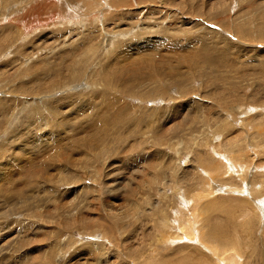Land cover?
<instances>
[{"label":"rangeland","instance_id":"rangeland-1","mask_svg":"<svg viewBox=\"0 0 264 264\" xmlns=\"http://www.w3.org/2000/svg\"><path fill=\"white\" fill-rule=\"evenodd\" d=\"M90 1H92V3H90ZM93 1L94 0H0V96H4L3 99L4 98H7L8 100L10 99L9 105L14 107L13 110L10 109L8 111L10 113H12V111H13L14 113L10 114L7 112V115L10 114L9 118L8 117L3 118V115H2L1 116L2 120H0V123L3 120L7 121V118L11 119L12 118L11 116H13L14 114L17 115L16 112L19 115L20 112H19V108H18V106H19L18 102H21V99H17L18 97H20V98L24 97L23 99H28L30 97H39V96H44V95L45 96L50 95L46 98V99H48L49 97L55 98L56 96L60 97V95H62L61 90L57 89V87L61 85V82H62V84L70 83L67 81V77H69L68 76L69 75V73H68L69 66H71V64H72V62L69 60H65L63 62H60V59H63L61 57V52L64 51V49L66 50V49H72V48L77 47L76 45H78L79 41L81 42L84 39V37L87 38V36L89 39H91V37L93 38V35H94L95 40L99 41V38H101V35L103 36V33L109 34V32H111V33L112 32H118V30H120L122 28H125V27L131 28V27H135L138 25H141V27L139 28V30H137L138 33L137 32L135 33V35L136 34L137 35L133 36V37H135L134 39L132 36L127 37V38L123 37L120 40L115 41L114 44H112L110 46V48L108 49L109 52L108 51L102 52L103 54H99L100 56L99 55L96 56V57H99L101 60H100V62L97 63L98 65L96 66L95 70H97V71L106 70V69H104V67L106 65H108V63H109V65H111V68H113V70H114V68H115V70H119L123 66H125L128 69H132V67L136 68V66H138V68H140L143 65V67H145L143 70V73L145 70H147V71H145L144 75L147 74L148 72H151V73L155 72V71L157 72L158 70H160L162 72L163 75L161 78L160 77L159 78L163 79V81L158 83V87H160L159 85L162 86V83L164 81H166V78L167 79L173 78L172 77L173 75L175 76V78L177 77L176 76L177 74L174 72L175 69H173V68H175L176 65H177L176 69L181 71V68H182L183 73L185 71L186 72L189 71V73H190L189 76H190L191 81H189V83H190L189 88L190 89L188 91H190V93H188V95H185V100H186V98L191 99L192 96H194L192 98L193 100L191 99L192 100L191 103H193V101L200 100L202 96H203L202 97L203 99L200 101H205L204 100L205 97L207 98V101H208L207 102V105H208L207 108H208V111H210L212 113V114L210 112H208V114L206 113V116H208L210 119L206 118V120L204 122V129L208 135L210 134L208 131L209 129H216L217 128V125H215L217 123L216 118H218V116H220L223 113V112L218 111V110L222 109L223 107H220L218 105L216 106V104H213L215 107L210 106L211 101H213L216 98V96L218 95V93L216 94V93H213L212 91H235V89H236V91H238V90L239 91L240 90L245 91V92H242L243 93L242 98L244 99V100H242V102L244 101L243 104L246 103L245 106L243 105V107H245V109H247L248 112H250L249 111L250 109L254 108L256 110L255 111L253 109L255 112L261 111L264 113V109H262L264 107V103H262V102H264V92H263L264 91V65H263L264 64V39L261 38V34H260L262 31L260 29H262L264 27V18H263L264 17V0H127V1L125 0L126 3L124 2V0H109V1L108 0H104V1L103 0H95L96 2L95 1L93 2ZM136 4H138V5H136ZM112 6H113V8H112ZM241 14H242V16H241ZM245 22H246V24H245ZM128 23H130V24L128 25ZM84 25H86V26H84ZM102 25H104V27ZM199 25H200V27H199ZM238 25H239V27H238ZM101 26L103 27V31L99 30V32H98L97 27H101ZM170 26H171V28H170ZM201 27H203V28H201ZM141 29H143V30H141ZM91 30L96 31L97 33L96 32H93L95 34L89 33V31L91 32ZM180 30H182V32L183 31L184 32L180 33L181 32ZM164 31H166V32H164ZM193 31H194V33L199 34V35H200V33H203V32L212 33V34H207L206 40L213 42V43H216L218 45L221 44L220 46H222L223 48H226L228 44L230 46L236 47L234 49V51H235L234 53H236V54L233 53L234 56L232 53L229 55V59L232 60V64H231L232 69H231L230 73L227 75L231 76L230 77L231 81L230 80L228 81L225 78V75H226L225 73L219 72V73H222L218 77V79L220 81L219 84H223V86L226 88L228 87L227 89L222 88L220 86L215 87L214 83H212L213 82V78H212L213 74L210 73L212 71V69L209 66L204 65V64L200 65L198 62H197L198 64L195 65V63L193 61H190V59H187V58H190L193 54V53L188 52V50H193V47L195 48V46H198L197 41H195V43H196L195 45L192 42L191 48L189 47L190 49L189 48L186 49V46L188 44L190 45V43H188V40H187V39H189V33L191 32L192 34H194ZM88 33L91 35H88ZM99 33H101V34H99ZM165 33H166V35H165ZM167 35L169 36L168 38H170L171 40L169 39V41H167V39H168ZM219 35H220V37H218ZM214 36H216V37H214ZM80 37H82V38H80ZM132 39H133V41L131 42ZM173 39L175 40V43H176V41H178V42L180 41L181 44H179V43L175 44ZM182 39H183V41H182ZM246 39H248V40H246ZM93 40H94V38H93ZM120 41H122V42L119 43ZM124 42H125V44H124ZM132 43H134V44H132ZM121 44H124L127 47H122V48L119 47ZM184 44H186V45H184ZM243 44H245V45H243ZM128 45H129V47H128ZM130 45H131V47H130ZM73 46H75V47H73ZM243 49H244V51H243ZM183 50L185 51V53ZM241 51H243V53ZM110 52L111 53L113 52L112 53L113 55ZM178 53H180V54H178ZM183 54L185 56H188V54L190 55V57L184 56L187 59V62L181 61L182 60L181 55H183ZM110 55H112V56L109 59ZM235 55H237V56H235ZM178 56H180V57H178ZM167 57H168V60H166ZM170 57L171 58L173 57V58L171 59ZM99 58H97L96 60L98 61ZM164 58H166V59H164ZM161 60H163V61H161ZM178 60H180L182 63ZM243 60L245 63H243ZM135 61H137V62H135ZM237 61H240V63L239 62L236 63ZM154 62L156 64H154ZM174 62H175V64H174ZM233 62H235V63H233ZM26 63H28V64H26ZM133 63L135 64V66ZM177 63L179 64V66ZM165 65H167V67ZM150 67L152 69H149ZM52 68L56 69V82H60V83L56 84L57 90H55V88L51 84H49L52 81L51 76L53 75V72H54L53 71L54 69H52ZM92 70L89 71L88 74L90 72H92ZM37 72L40 73L41 75H46L47 77H49V80H46L47 78H44V80H41L37 83L38 85H40L39 88L35 87V82L33 81L34 80V73H37ZM85 72H86V70H85ZM186 72L184 74H186ZM118 73L120 74L121 72L119 71ZM216 73H218V72H216ZM84 75H85V73L82 74V77L80 78L79 81H76L75 83H73V85L76 84V86H79V84H80L81 86H79V88L76 87V88H74V90H72V91H79V92L82 91L83 93H85L82 96V99L88 98L90 96L89 91L92 90V81L91 80L88 82L84 81V77H85ZM93 75L94 76L96 75V71L93 73ZM243 75H244V78H242ZM127 76H128V74L126 72V74L123 75V78L124 77L127 78ZM241 78L243 80H241ZM119 83H123V82L120 81ZM134 83H135V81H134ZM246 84L247 85L249 84V85L247 86ZM21 85H23V86L20 89ZM87 85H89L90 87L89 88L86 87ZM229 85H231V86H229ZM81 87H82V89H81ZM151 87H154V85H151ZM198 87H199V90H198ZM235 87H237V88H235ZM18 88L20 89V91H15ZM77 88H78V90H77ZM242 88H244V89H242ZM151 89H152V91H151ZM176 89L173 88V90H171L172 93L170 94V96L167 94L157 95L156 93H158V92L155 91L156 87H154V88H148V91H150L149 92L150 97L145 95L146 96L145 99H140V98L134 99L131 97H124L123 98L124 102L129 103L130 105H134L138 108L139 107L145 108L146 109L145 112L147 114L146 118L150 119L152 123L148 120L147 121L148 125L147 124H146V126L143 125L145 128L142 126L140 130L135 129V133H133V130H128V129H125V130L122 129V131L120 130V132H118V133L122 134V135H119L123 140L122 144L115 143V142L112 143L110 138L108 140H104L105 142H103V143L101 142L100 143L101 147L105 145V147L108 150H110V151L112 150V152L110 154L108 153V155H106V157H108L110 155H113V158L116 156L119 157V155L127 156L131 152L132 143H134L136 141V139L144 138V137H142V134H144L145 132H148L149 130L152 132H154V131L156 132L157 130H158L157 132H159L162 130L163 134H165V137H166L167 129H168V126L170 125V123H169L170 119H171L170 117L172 116V114L175 113V119L173 120V122L174 123L177 122V124H178L181 121L180 119L182 117V114L185 112V109H180L177 107L179 102L176 105V101L180 100V99L177 100L180 96L179 92L174 93V91H176ZM11 91H13V92H11ZM24 91L25 92L27 91V92L25 93ZM168 91H170V90H168ZM244 93L247 95H245ZM72 95L73 94H71V96ZM76 95L79 96L80 94L75 93V95H73V96L77 97ZM5 96H7V97H5ZM128 98H130V99H128ZM36 99H38V98H36ZM98 99H94V101L97 102ZM125 99H126V101H125ZM261 100H262V102H261ZM100 101L101 100H99L97 102V104H98L97 109H99V111H104L105 103H103V101H101V104H100L99 103ZM246 101H248V102H246ZM75 102L77 103V105H75L76 104ZM75 102L71 103L68 106L67 104L69 102L67 101L65 104V109L62 107V108H60L62 111L59 109L60 111L57 110L58 111L57 114L51 115L53 117V118L51 117L53 120H56L57 118L60 119L61 121L64 119H67V120H64V122L66 123L67 129L66 128L63 129V127H65L62 124L63 121L61 123L62 125L61 124L59 125L60 126L59 129H57V127H54L52 124H48V126H47L46 123H43L42 124L43 126H42L41 123H39V119L37 118V116H33V118L36 120H34L31 116H29V119H26L28 117L22 116V118H24V120H25L24 121L25 123L23 125H18L19 121L21 122L22 119H19V121H18V118H17V123L14 127L15 128H17L18 126H19V128H20V126L25 127V131L23 130L24 131L23 133H25V135H27L26 129L30 125L29 122H31V118H32V122L36 121L35 123L33 122L34 124L31 122V125L32 124L33 125L30 127L31 133L28 135V137L30 136V138L27 140L28 137L24 136V139L26 140V142L29 141V143H27L28 147H29V144H30V146L32 145V147H31L32 149L36 150L38 147L39 153L33 152L34 150L32 151V149L30 148L29 150H31L32 152L29 151L27 153H24V155L19 154V156L23 157V159H20L21 161L19 163V166H17L18 168H16V165L12 166V164H10V163L8 164L6 162L9 154L11 155L13 153V150H14V148H11L13 142H11V144H10V142H8L5 145H6V148H9V146H8V144H9L10 145L9 149L11 151L5 152L6 154H4L0 158V165L2 163L4 164V166L2 167L3 169L0 170V246H2L3 244H5L4 247L6 246L5 248L3 247L2 251L0 249V262H1L0 264H31V263L34 264L35 262H36L35 264H42L43 262L40 260H44V258L43 257H37L36 258V256L39 254V249H41L42 253L46 254L44 250L51 249L52 245H54V243H55L56 248H53V249L58 250V248L60 247V246H58V244L60 243L63 245V243H61V242H63L62 238H60L61 235L63 237L71 235L70 237L74 238L75 240H77V239L79 241L82 240V241H80V243H78V245H79L78 247H84V245H87V246L89 245L91 247V249H93L92 247H94V249L92 250L93 252L98 250L97 248L99 247V245L101 246L103 243L102 246L105 245V246H109V248L111 247L110 251H109L110 253H112V252H113L112 254H116V252L118 253L119 249L118 250L116 249V245L113 244V242H112L113 240L109 241V237L104 235V233H103L104 231L102 230V227L98 226L100 223H98L97 226H94L95 222H98V220H99L97 216L98 215L101 216L100 214H97V212H99V211L102 212L105 209L103 211V213L106 211H107L106 213H108V211H109L108 209H110L112 204H113L112 202L116 203L117 205L119 203L120 204H123V203L127 204L128 203L127 205L125 204L126 208L127 207L129 208V209L127 208V211L129 213L131 211L132 213H130V215H129V213H127V211H126L125 212L126 219H124V220H126L125 222L128 224V230L130 232L133 231V233L129 232L130 236L131 235L132 236L137 235L135 240L129 241L132 244L122 243L123 246L124 245L127 246L126 248L123 249V247L121 245L119 246L121 252L123 250L126 251L127 249H129V247L131 245H132L131 247L135 246L136 244L138 245V243H140L139 241H141L140 239L144 236H145V240L149 239L146 242L149 243V242L153 241L154 238L151 239L150 235L148 236V233H147V232L152 230L151 227L153 225L157 224L156 222H153V224L151 223L150 225L148 224V222L150 223L153 221L152 220L153 217L148 215L149 210L151 211V209H152V207H151L152 206V204H151L152 197L149 196V194H147L146 197L148 199L149 198L150 199L147 200V198L144 197V199H142V200H145V202H143L142 200L140 201V199L142 198L141 197L142 193H140V192L137 193L138 195L136 194V196H138V197L135 196L137 201L134 200L135 197L132 200H133V202L136 201L135 203H137V204L139 202L141 207L145 210L141 209V207H139L140 205L138 204L137 208L138 207L139 208L138 209L135 208L136 210L134 209L135 210V212H134L133 211L134 207L132 208V206L130 205V202H129V200L130 201H132V200L128 199V202H127L125 196L130 195V193H131L129 191L130 188L135 190V187H133V186H135V180H136L135 178H137V177L141 178L140 176H142L144 173V176L147 179L149 177V175H147V174H150V170L152 172L155 167L157 168V167L161 166L162 164H167L169 157H176V156L178 157L179 153H181L179 151L180 148H182V150H184L186 153L188 151H190L188 153L191 155V156L186 155L185 153L182 152L181 153L182 156L180 157L181 158V165L189 164V162H191L190 158L196 156V152H197L196 150L197 149L190 148L188 150H185V149H183V146H182L184 143L180 144L181 141L179 139H177L179 141L176 142L177 140H175V138L172 139V142H171V140L168 142L169 145L166 143H164V144L160 143V145H159L160 147H158V148H155L157 146H155L153 148L152 145H147L150 149H153L152 151H154L155 149L163 148L162 149L163 152L164 153L166 152L165 154H167L166 156H163V159H165V162L162 159V157H160V158L156 157V156L154 157V152H152V151H150L151 152L150 154L152 155L151 157L149 156L150 160L148 157L144 158V156H141L140 154H138V153H140V152H138L139 151L138 150L137 151L138 153L136 152V154H137V156L135 157L136 159L133 160L134 163L131 162L133 165H130V168H129V166L126 167V168H129V170L127 169L126 172L131 171L130 169H132L133 171L127 173V175L125 174L126 176L121 175L122 177L120 175H116V178H118L119 180H122V181L127 180V183H129L131 181V179L133 178L131 181V183L133 185L130 184L132 186H129L130 188L128 187L129 192L126 191L127 189H125V187H124V189H125V190H123L124 195L120 194L119 196L116 197L117 199L115 197L112 198L111 197L112 193L109 190L108 186H106L107 183L105 181L106 180L105 171L100 173L101 168H102L101 165L103 163L104 157L103 156L98 157V155H96L98 158L95 157L96 158V164L98 166H101V168L98 171L95 168H93L92 166H90L91 163H89V165H88L87 160H85V158L82 159V155H81V153L85 152V150H87V147H88L87 146L88 144L85 143V139H86V137H88L87 135L90 134V128L91 127H89V129H88V127L86 128L85 126L87 125L86 120L92 116V112L90 110V108L92 109V107L91 106H84V107L78 108L77 106L80 105L82 102H79V101H75ZM182 102H184V101H182ZM250 102H251V104H250ZM256 102H258V103H256ZM143 103H145V104H143ZM262 104H263V107H262ZM172 105H174V106H172ZM254 105H256V106H254ZM99 106H101V107H99ZM144 106H146V107H144ZM147 106H149V107H147ZM165 107H166V110H171V108L173 109V108L177 107V111L172 112L170 114L163 115L164 111H166ZM155 108L158 109V111L157 110L155 111ZM100 109H102V110H100ZM194 109L196 110L197 108L195 107ZM1 110H2V107L0 108V111ZM63 110L65 112V115L60 114L61 112H63ZM154 111L156 113L155 115H153ZM93 116H94V114H93ZM167 116H168L169 120L166 119ZM221 116H223V115H221ZM237 118H238V120H236L235 122L232 118L230 119V120H233V123L235 125H237L236 130H238V128H240L239 123H241V120L243 122L242 116L237 117ZM258 118L259 117H257L256 121H255L254 119H252V116L250 118L247 117L248 120H252L254 123L258 122V121L260 122L263 119V118H261V119H258ZM239 119H241V120H239ZM26 120H28V121H26ZM67 121H68V123H67ZM160 121L162 123H160ZM167 121H169V122H167ZM9 122H10V120L7 121V124H5V125L3 124L5 122H2V124H1L2 131H1V126H0V139L7 138L8 137V136L6 137L7 133H8V135H10L9 131H6L8 128H10V127H8ZM149 123H151V124H149ZM182 123L184 124V122H182ZM79 124L81 126L84 125V127L81 128V126ZM155 125H156V127H155ZM162 125L165 128V131L162 128ZM5 126L8 128H6ZM3 127H5L6 130H4L5 128H3ZM76 127H78V131L76 130L77 129ZM147 127H149V128H147ZM159 128H160V130H159ZM11 129H12V127H11ZM32 129H34V130H32ZM146 129H148V130H146ZM8 130H10V129H8ZM64 130H66L67 132H65ZM123 130H124V132H123ZM252 130H253V128H252ZM85 131H88V132H85ZM143 131H145V132H143ZM72 132H74V133H72ZM237 132L238 131H236V134H237ZM10 133H12V132L10 131ZM23 133H22V135H23ZM37 133H38V135H37ZM56 134H59V135H56ZM34 135L37 136L39 139H40V136H44V137H41L42 140H45L44 138L46 137V140L44 141V143L45 142L46 143L43 144V142L41 140L38 141V138H34ZM168 136H170V135H168ZM230 136L234 137L232 134L228 135L229 138H230ZM135 137H136V139H135ZM165 137H164V139L166 141L167 138H165ZM63 138L66 139L67 141H69L70 143L67 142L66 140H64ZM213 138H215L216 141H218L219 137L214 136ZM36 139H37V141H36ZM144 139L146 141V140H150L152 138L147 136ZM16 140H14V142H16ZM22 141H23V138H22ZM48 141H49V144H48ZM127 141H128V143H127ZM54 143H56V144H54ZM40 144H42V145H40ZM178 144H179V146H178ZM0 145H1V142H0ZM34 145H35V148L33 147ZM100 145L97 144L95 146L99 147ZM107 145H108V147H107ZM257 146H258V148H262V147H259V145H257ZM43 148H44V151L42 150ZM80 148H84V149H80ZM88 148H91V147H88ZM247 148H249L248 150H250V155L254 156V157H252L255 159V161L253 159V164H252L254 167H255L256 163H258V161L259 162L261 161L260 163H262V161H264L263 160L264 155L262 156V154H264L263 153L264 148H262L263 150L262 149L259 150L258 148L255 149L252 146L251 147L248 146ZM254 150H255V152H254ZM95 152H96V150L95 151L93 150V154ZM257 152H260V153L257 154ZM52 153H54V154H52ZM75 153H77V154H75ZM170 154H174V156L170 155ZM259 154L261 155V157L259 156ZM79 155L81 157H79ZM71 156L72 157L74 156L76 160H78V158L82 159V161L78 160L76 162V160H74V157H73V159H71L72 158ZM258 156H259V158H258ZM260 158H262V159L260 160ZM60 159L63 163L60 162ZM155 160H156V163L158 160H161L162 164L160 161H158V162H160V164L159 163L156 164ZM27 162L30 163V166L27 164ZM42 162L43 163L48 162L50 164L55 163V167H56V164H58V165L62 164L64 171L60 172L63 169L62 170H60V169L55 170V168H53L54 166H51L49 169L51 173L43 174L42 178L40 179V180H42L41 184H39L40 181L38 182V180H36L38 183L37 184L35 183L34 185L29 184L26 186V185L18 184L17 185L18 187H13L12 183L8 182V180L12 179L11 177H13V179L17 180L19 183L21 180L26 179V178L21 179V178H23V176L21 174H19V172H18V169L20 168V166L26 164L27 167H31L30 171L34 172L38 169V166ZM70 162H72V163H70ZM75 162L76 163L79 162V163L76 164ZM146 163H147V165H148V163H149V165H153V163H154L155 166L154 165L153 166L148 165L149 166L148 167L147 165H144ZM70 164H71V166H70ZM68 165H69V167H68ZM11 166L13 168H11ZM76 166H78V167L76 168ZM166 166L167 165H165L163 167H166ZM27 167H26V169H29ZM88 167H89L90 171L88 170ZM132 167H134V168H132ZM152 167H154V168H152ZM65 168H69V170L71 169L70 170L71 172ZM32 169H33V171H32ZM140 169H142V171ZM137 170H138V172L141 171L142 175H140L138 173L136 174L135 171H137ZM253 170H254V168H252V171ZM56 171H59V172H56ZM85 171H87V172L85 173ZM64 172L70 173L69 174L70 178L63 176ZM97 172H99V173H97ZM36 173H38V172L36 171ZM44 173H45V171H44ZM84 173L86 174V176L84 178H82L83 176L78 177L80 182H76V180L73 179L76 174L83 175ZM131 173H133V174L131 175ZM258 173H259V174H257L258 176L264 175V171H262V172L259 171ZM58 174H59V176H58ZM72 174H74V175H72ZM99 174H100V177H97ZM112 174H113V170H112ZM60 176H61V178H60ZM95 176L99 180H101V182L97 178H95ZM129 176H130V178H129ZM131 176H133V177H131ZM64 177H65V182L64 183L60 182V180L63 179ZM45 178L49 179V182L47 180V182L44 183L43 181L45 180ZM123 178H125V180ZM50 179L53 182H55L56 184H50ZM80 183L82 185H80ZM91 183L94 185L92 186ZM84 184L88 186V187L87 186L86 187L89 190L85 187ZM48 185H52V187H55V189L51 190L52 187H51V189L50 188L48 189L47 188ZM95 185L97 187L99 186L98 189H101V194H96V192L94 190H92V189H95V187H94ZM248 185L250 186V184H248ZM101 186H102V188H101ZM124 186H125V184H124ZM67 187L69 190L67 189ZM57 188H59L57 190V192H60V193L56 194ZM65 188L68 190V192L66 191ZM104 188H106V190ZM63 189H65V191L67 193ZM167 189L170 190L169 194H171V192H172L171 186H168ZM248 189H249V187H248ZM91 190H92V192H91ZM61 191H62V193H61ZM80 192H81V194H80ZM74 193L75 194L77 193V195L75 196ZM84 193H85V196H84ZM78 194H80L81 196L79 195V197H77ZM90 194L92 195L91 196L92 198L89 196ZM230 195H232V194L230 193ZM19 196L21 197L20 199L22 200L23 204H21V201L16 200V199H18ZM82 196H84V197L82 198ZM109 196H110V200L108 198ZM128 196H127V198H128ZM26 197H28V198H26ZM85 197H87V199H85ZM30 198H31V200H30ZM223 198H224V201H228L231 204H233V203L235 204L237 202V199L231 198V196L230 197L225 196ZM230 199H232V200H230ZM24 200L27 202H25ZM88 200L93 202L94 204L93 203L90 204L91 202H89ZM166 200L168 201V199H166ZM166 200H165V203H167V205H168L170 202L168 203ZM16 201H18V202H16ZM15 202H16V204H15ZM88 204L90 205V207L88 206ZM149 204L151 206H149ZM100 205H102V206L100 207ZM167 205H164L162 209L169 206V205L168 206ZM96 207H97V209H96ZM130 207L132 209H130ZM126 208L124 207V209H126ZM139 209H141V211ZM166 209H168V208H166ZM142 211H144V213ZM120 212L114 211L115 214H120ZM90 213H91V215H90ZM137 213H139V214H137ZM141 213H143V217H142L143 220L141 219V221L139 222L140 219H137V215L139 216ZM75 214H77L78 216H81L82 214H84V215L86 214V217L89 218V221L92 220V222H91L92 225L91 226H85L84 230H83V226H79L80 227L79 229L80 230L82 229L81 230L82 232L79 229L74 227V228H72L73 233L71 232V234H68L67 231H69V230H67V227H65L66 224L64 222L67 218H70V217L72 218ZM125 214L123 216H125ZM127 214H128V216H131L133 214V216L127 217ZM84 215H82V217H85ZM133 219L135 221H133ZM132 221H133V223H131ZM143 221L144 222L146 221V222L143 224ZM99 222L104 223L105 221H104V219H101V220H99ZM53 223H55V224L53 225ZM126 223H124V224L127 225ZM132 225H133V227H132ZM36 226L37 227L41 226V228L44 229V231H41V232L38 231L37 232L34 229V228H36ZM59 227L62 230L59 229ZM139 227L146 229V231L142 230V229L140 230ZM28 228H30V229H28ZM93 228L94 229L98 228L97 230H99V231L94 230ZM158 229L159 228L157 227V230ZM85 230H86V232H85ZM51 231H53V232H51ZM54 231H56V233H54ZM116 232H117V230H116ZM137 238H138V240H137ZM103 239H105V240L102 241ZM134 241H136V242H134ZM57 242H59V243H57ZM94 243H95V245H94ZM37 245H38V247H37ZM113 248L115 250H113ZM76 249H78V248H76ZM76 249L71 251V253L67 256V260L65 258L66 263L63 262L64 264H89V263H85L86 261H89L91 263L94 262L93 264H95V263L96 264H100V263L101 264H103V263L107 264L108 263L107 261H109V260L112 262V264H125L124 261H121L120 259L116 258L114 255H112L109 259L108 257L103 256V254L98 255V253H97L98 256H91L90 251H87V250L84 251V253L83 252L77 253ZM58 251H60V250H58ZM125 251H123L124 253L122 252L125 255L124 258H125V260L127 258L126 261H130L131 258L128 256V252H127L128 250L126 251L127 254H125L126 253ZM65 253H69V252H65ZM76 254H77V256H76ZM84 255L86 256L85 258H84ZM93 257H95V258H93ZM99 257H101V260H103V262L100 260ZM102 257H104V259ZM89 258H91V259H89ZM128 258H130V259H128ZM30 259L32 260V262ZM76 259L79 263L76 261ZM104 260H105V262H104ZM134 262L137 263V260ZM43 264H45V263H43Z\"/></svg>","mask_w":264,"mask_h":264},{"label":"bare ground","instance_id":"bare-ground-1","mask_svg":"<svg viewBox=\"0 0 264 264\" xmlns=\"http://www.w3.org/2000/svg\"><path fill=\"white\" fill-rule=\"evenodd\" d=\"M124 2H125V0H124ZM90 3H92V1H90ZM138 4H136V5H138ZM112 8H113V6H112ZM241 16H242V14H241ZM129 24L130 23H128V25ZM245 24H246V22H245ZM84 26H86V25H84ZM102 26L104 27V25H102ZM101 27H97L98 32H99V30L103 31V27L102 28ZM140 27H141V25L131 27V28L125 27V28L118 30V32H112V33L109 32V34L103 33V36L101 35V38H99V41L95 40L94 35H93L94 40L92 37H91V39H89L88 36L86 35L87 38L84 37V39L82 40L83 42L79 41L80 44L78 42H77L78 45L75 44L77 47L73 46L75 48L66 49V50L64 49V51L61 52V57L63 59H60V62H63L65 60H69L72 62V64H71V66H69V69H68V73H69L68 76L69 77H67V81L70 83L62 84V82H61V85L57 87V89L61 90L62 95H60V97L59 96H56L55 98L49 97L50 98V99L48 98L49 100L46 98L50 95H46V96L44 95V96H39V97H30L28 99H23L24 97L23 98L18 97L17 99H21V102H18L20 107L17 105L20 113L18 115V113L15 111L17 115L14 114L13 116H11L12 117L11 119H8L10 117L9 115L14 113L13 111H12V113H10L8 111L10 109L13 110L14 107L9 105L10 99L9 100L7 98L3 99L4 96H0V100H1L0 101V108L2 107V110L0 111V120H2L1 119L2 115H3V118L8 117L7 121L10 120L9 126H8L10 128L6 127L7 125L5 126L6 128H8L10 130H8V129L6 130V128L3 127V128H5L4 130L9 131L10 135H8V133H7V135H6V137L8 136L7 138L0 139V142H1L0 158L4 154H6L5 152L11 151L9 149L10 145L8 144L9 148H6L5 144L8 142H10V144H11V142H13V144L11 146V148H14L13 153L11 155L9 154L6 162L8 164L9 163L12 164V166L16 165V168H18L17 166H19V163L21 161L20 159H23V157H20L19 154L24 155V153L31 151L29 149L32 147V145L30 146V144H29V147H28L27 143H29V141L26 142V140L24 139V136L28 137V135L31 133L30 127L36 122V121H33L34 123L32 122L33 116H37V118L39 119V123H41V125L43 123H46L47 126H48V124H52L54 127H57V129H59V127H60L59 125L63 121L62 124H63V126H65V127H63V129L64 128L67 129L66 123L64 122V120H67V119H64L61 121L60 119L57 118L56 120H53L52 119L53 117L51 116V115L57 114L58 113L57 110H59L60 108L63 107L65 109V104L67 101L69 102L67 104L68 106L71 103H74L75 101H79L82 103L77 106L78 108H81L84 106H91L92 107V109L90 108V110L92 112V116L86 120L87 125L85 124L86 128L88 127V129H89V127H91L90 128V134L87 135L88 137H86V139H85V143L88 144L87 146L91 147V148L87 147V150H85V152L81 153V155H82V159L85 158V160H87L88 165H89V163H91L90 166H92L96 170L99 171V169L102 166L100 173L105 171V174H106V180L105 181L107 183L106 186H108L109 190L111 191V193H112L111 197L112 198L113 197L116 198L120 194L124 195L123 190L127 189L126 191H128V189L130 188L129 186L133 185L131 183L133 178L131 179V181L129 183H127V180L126 181L119 180L118 178H116V175L126 176L127 173L133 171L132 169H130L131 171L126 172L127 169L129 170L130 165H133L131 162H133V160L136 159L135 158L137 156L136 152L139 150L138 152H140V153L137 152L138 154H140L141 156H144V158L148 157L150 160V157L152 156L150 154L151 153L150 151H152L153 149H150L147 145H152L153 148L155 146H157L155 148H158V147H160L159 146L160 143L168 144V142L170 140L172 142V139L175 138V140L179 139L181 141L180 144L184 143L182 145L183 149H185V150H188L190 148L197 149L196 150L197 151L196 156L190 158L191 162H189V164L181 165V158H180L182 156L181 153L183 152L186 155H190L188 153L190 151H188L187 152L188 154H187L184 150H182V148L179 147L180 148L179 151L181 152V153H179V156L178 157L177 156L176 157H169L168 163L166 162L167 164H162L161 160H158L161 162V164L163 166H165V165H167V166L163 167L162 165L161 166L158 165L159 167H157V168L152 167V168H154L153 169L154 172L153 171L151 172V170H150V174H147V175H149V177L147 179L144 176V173H143V175L141 174L142 169H140L141 170L140 172H138V170L135 171L136 174L138 173L142 176H140L141 178L137 177L138 179L135 178L136 180L134 179L135 180V186H133V187H135V190H133L132 188L129 189V191L131 193L129 196L128 195L125 196L126 201L128 202V199L132 200L136 196V194L139 192L142 193V196H141L142 198L140 197L141 198L140 201L142 199H144V197L147 198L146 196H147V194H149V196L152 197L153 202L150 200L152 206L150 204H149V206H151L152 209H151V211L149 210V212L148 211L147 212H148L149 216L153 217L152 218L153 221L150 223L148 222V224L149 225L151 223L153 224V222H156L157 224L153 225L151 227L152 230L147 232L148 236L150 235L151 239L154 238L153 241H151L149 243L146 242L149 239L146 238L147 240H145V236H144L140 239L141 240V241H139L140 243H138V245L136 244L137 246L135 245V246L131 247L132 246L131 245L129 247V249H127L128 251L126 250L128 252V256L131 258V259L128 258V259H130V261H126L127 258L125 260V258H124L125 255L123 254L124 253L123 251H125V250H123L122 251L123 253H122L119 246L121 245L123 247V249L126 248L127 246H125V245L123 246L122 243L132 244L129 241L135 240L137 235H135V236L131 235L130 236V233H133V231L130 232L128 230V224L125 222L126 220H124V219H126L125 212L127 211L128 207L126 208V205L128 203L127 204L125 203L126 205L124 203H123L124 205L119 203L118 204L119 206H118L114 202H112L113 204L111 203L112 206L110 209H108L109 210L108 213H106L107 211L103 213V211L105 210L104 208H103L104 209L103 211L101 210L102 212H100L98 210L99 212H97V214L101 215V216H99V215L97 216L98 219L99 220L104 219L105 222L101 223L98 220V222H95L94 226H97L98 223H100L98 226L102 227V230L104 231L103 233L105 236L109 237V241L113 240L112 242H113V244L116 245V249L117 250L119 249L118 253L117 252H116V254H112L113 252L110 253L109 251H110L111 247L109 248V246H105V245L102 246L103 243L101 246L99 245V247L97 248L98 250L95 249L97 252L96 251L93 252L92 250L94 249V247H92L93 249H91V247L89 245L88 246L84 245V247H78L79 246L78 243H80V241H82V240H80V241L78 239L75 240L74 238L70 237L71 235H68L65 237H63L61 235L60 238H62V240H63V242H61V243H63V245L60 244L59 242H57V243H59L58 246H60V247L58 248V250H60V251H58L57 249H53V248H56L55 247L56 245L54 243V245L51 244L52 245L51 249L44 250L46 254L42 253L41 249H39V254L36 256V258L37 257H43L44 260H40V259L39 260L45 264H64L63 262H65V258L67 260V256L71 253V251L78 248V249H76L77 253H79V252L84 253V251L87 250V251H90L91 254L90 253L89 254L91 256H98L100 254H103V256L108 257L109 259L112 255H114L116 258L120 259L121 261H124L125 264H264V175H261V176L257 175V174H259L258 173L259 171H261V172L264 171V164H263L264 161H262V163H260L261 161L260 162L258 161V163H256V165L254 167L252 165L253 159H254L252 157H254V156L250 155V150H248L249 148H247L248 146L249 147L252 146L253 148L256 149V148H258L257 145H259V147L264 148L263 147L264 146V143H263L264 142V113L261 111L255 112L256 110L252 107H251L252 109L249 110L250 112H248V110L245 109V107H243V105L245 106L246 103L243 104L244 101L242 102V100H244L242 98V96H243L242 92H245V91H241V90L236 91V89H235V91H212L213 93H216V94L218 93V95L216 96V98L213 101H211L210 106L215 107L213 104H216V106L218 105L220 107H223L222 109L218 110L219 112H223L221 114L223 116L220 115V116H218V118H216L217 123L216 124L214 123V124L217 125V128L216 129H209L208 131L210 134L208 135L204 129V122H205L206 118L210 119L208 116H206V113L208 114V112H210V111H208V108H207L208 107L207 98L205 97V99H204L205 101H200L203 99L202 98L203 96H202L201 99L199 98L200 100L193 101V103H191V101L193 100L192 98L194 96H192V98H191L192 100L189 98H186V100H185V95H188V93H190V91H188L190 89L189 88V86H190L189 81H191L190 76H189L190 75L189 71H187V72L185 71L186 74H184L185 72L184 73L182 72V68H181V71L176 69V66H177L176 65L175 68H173V69H175L174 72L177 74L176 75L177 77L175 78L174 75L173 76L171 75L174 79L173 78H168V79L166 78V81H164L162 83V86L159 85L160 87H158V83L163 81V79H160L163 75L162 72L160 70H158L157 72L156 71L152 72V73L148 72L147 74L144 75L145 71H147V70H145L143 73V70L145 68V67H143V65L140 68H138V66H136V68L132 67V69H128L125 66H123L119 70H115V68L113 70V68H111V65H109V63H108V65H106L104 67V69H106V70H104V71L95 70L96 66L98 65L97 63L100 62V60H101L99 57H96L97 55L103 54L102 52H107V51L109 52L108 49L110 48V46L112 44H114L115 41L120 40L123 37L127 38L130 36H132V37L136 36L137 34L135 35V33L137 32V30H139ZM199 27H200V25H199ZM238 27H239V25H238ZM170 28H171V26H170ZM201 28H203V27H201ZM94 30H91V32L89 31V33L96 32ZM141 30H143V29H141ZM260 30H262L260 33L261 38L264 39V27ZM180 31H181L180 33L184 32V31L182 32V30H180ZM164 32H166V31H164ZM89 33H88V35H91ZM193 33H194V31H193ZM93 34H95V33H93ZM99 34H101V33H99ZM207 34H212V33L203 32V33H200V35L196 34V33L192 34L191 32L189 33V39H187V40H188V43H190V45L188 44L186 46V49H188L189 47L191 48L192 42L195 45L196 44L195 41H197L198 46H195V48L193 47V50H188V52L193 53L191 57L189 54H188V56H185L184 54L181 55L182 56L181 61L187 62V59H190V61H193L195 63V65L199 63L200 65L204 64V65L209 66L213 71V72L211 71L210 73L213 74L212 75V78H213L212 83H214L215 87L220 86L222 88H226L223 86V84H219L220 81H219L218 77L220 74H222L219 72L225 73L226 74V75L224 74L225 78L228 81L230 80L231 76L227 75L230 73V71L232 69V65H231L232 60L229 59V55L231 53L233 54L235 52L234 49L236 47L230 46L228 44L226 48H223L222 46H220L221 44L218 45L216 43L207 41L206 40ZM165 35H166V33H165ZM168 37L169 36L167 35V38ZM214 37H216V36H214ZM218 37H220V35ZM80 38H82V37H80ZM134 38L135 37H133V39ZM133 39L131 40V42L133 41ZM169 39L170 38H168L167 41H169ZM246 40H248V39H246ZM173 41L175 43L174 39H173ZM182 41H183V39H182ZM121 42L122 41H120L119 43H121ZM178 43L181 44L180 41L179 42L176 41L175 44H178ZM124 44H125V42H124ZM124 44H121L119 47H121V48L127 47ZM132 44H134V43H132ZM184 45H186V44H184ZM243 45H245V44H243ZM128 47H129V45H128ZM130 47H131V45H130ZM243 51H244V49H243ZM243 51H241V52L243 53ZM184 53H185V51H184ZM178 54H180V53H178ZM234 54H236V53H234ZM234 54H233V56H234ZM112 55L109 56V59L111 58ZM184 56L190 57V58L186 59ZM235 56H237V55H235ZM178 57H180V56H178ZM97 58H99L98 61L96 60ZM164 59H166V58H164ZM166 60H168V57ZM161 61H163V60H161ZM178 61H180V60H178ZM135 62H137V61H135ZM238 62L240 63V61H237L236 63H238ZM233 63H235V62H233ZM243 63H245L244 60H243ZM26 64H28V63H26ZM154 64H156V63L154 62ZM174 64H175V62H174ZM134 66H135V64H134ZM165 66L167 67V65H165ZM178 66H179V64H178ZM52 69H54L53 70L54 72H53V75L51 76L52 81L49 84H51L55 88V90H57L56 84L60 83V82H56V69L55 68H52ZM149 69H152V68L150 67ZM85 70H86V72H85ZM91 70H92V72H90L88 74V72ZM95 71H96V75L94 76L93 73ZM119 71L121 72L120 74L118 73ZM126 72H127L128 76H127V78H125V77L123 78V75H125ZM216 72H218V73H216ZM37 73H34V80L33 81L35 82V87L39 88L40 85H38L37 83L41 80H44V78H47L46 80H49V77H47L46 75H41L40 73H38V74ZM84 73H85L84 81H86V82H88L90 80L92 81V90L89 91L90 96L88 98L82 99V96L85 93H83L82 91L79 92V91H72V90H74V88H76V87L79 88V86H81L80 84H79V86H76V84L73 85V83H75L76 81H79L80 78L82 77V74H84ZM242 78H244V75L242 76ZM242 78H241V80H243ZM120 81H122L123 83H119ZM134 81H135V83H134ZM151 85H154V87H156L155 91L158 92V93H156L157 95L167 94L170 96V94L172 93L171 90H173V88L178 89V90L176 89V91H174V93L179 92V94H180L179 98L177 99V100H179V99L180 100L176 101V105L179 102L177 107L180 109H185V112L183 111L184 113L182 114V117L180 119L181 121L179 120L180 122L178 124H177V122L174 123L173 120L175 119V113H173L172 116L170 117L171 118L170 122L167 121L170 123V125L168 126L166 137H165V134H163L162 130L159 132H157L158 130L156 132L154 131L155 133L150 131V130L148 132L143 131L145 133L142 134V137L145 138V137L149 136L152 139L145 141L144 138L136 139V137H135L136 141L134 143H132V146L130 145L132 147V148L130 147L131 152L127 156L119 155V157L116 156L113 158V155H110V156L106 157V155H108V153L110 154L112 152V150L111 151L108 150L105 147V145L101 147V145H100L101 142L103 143V142H105L104 140H108L110 138L112 143L115 142V143L122 144L123 140L119 136L122 134L118 133V132H120V130L122 131V129H124V130L128 129V130H133V133H135V129L140 130L143 125L146 126V124L148 123L147 122L148 120L151 122L150 119L146 118L147 114L145 112L146 111L145 108H143V107L138 108L134 105H130L129 103H126L123 101L124 97H131L134 99L135 98L145 99L146 98L145 95L150 97L149 96L150 91H148V88H154V87H151ZM22 86L23 85H21L20 89L22 88ZM229 86H231V85H229ZM86 87L89 88L90 86L87 85ZM78 88H77V90H78ZM235 88H237V87H235ZM18 89L15 91H20V89L19 90ZM81 89H82V87H81ZM242 89H244V88H242ZM168 90H170V91H168ZM198 90H199V87H198ZM151 91H152V89H151ZM11 92H13V91H11ZM70 93L73 95H75V93L80 94V95L79 96L76 95L77 97H75L73 95L71 96ZM245 95H247V94H245ZM5 97H7V96H5ZM36 98H38V99H36ZM94 99H98V101L101 100V101H103V103H105V107L103 106L104 111H99V109H97V106H98L97 102L98 101L96 102V101H94ZM128 99H130V98H128ZM101 101L99 102L100 104H101ZM125 101H126V99H125ZM182 101H184V102H182ZM246 102H248V101H246ZM261 102H262V100H261ZM256 103H258V102H256ZM262 103H264V102H262ZM143 104H145V103H143ZM250 104H251V102H250ZM75 105H77V103ZM256 105H254V106H256ZM172 106H174V105H172ZM194 106L197 108L196 110L194 109L195 108ZM99 107H101V106H99ZM144 107H146V106H144ZM147 107H149V106H147ZM177 107L173 108V109L171 108V110H166V107H165L166 111H164L163 115L170 114L172 112L177 111ZM262 107H263V104H262ZM262 109H264V107ZM100 110H102V109H100ZM156 110L158 111V109L155 108V111ZM155 111H154V114L152 113L153 115L156 114ZM7 112L10 114L7 115ZM60 114L65 115L64 110ZM93 114H94V116H93ZM22 116L28 117L26 119H29V116L32 117V118L31 117L30 118H31V122L33 124L31 125V122H29L30 125L28 124L29 127L26 129L27 135H25V133H23L25 131V127H23V126L22 127L20 126V128H19V126L17 128L14 127L17 123V118H18V121H19V119H22L21 122L19 121L18 125H23L25 123L24 122L25 120H24V118H22ZM241 116L243 117V122L241 119H239V120H241V123H239L240 128H238V130H236L237 125H235L233 123V120L235 122L236 120H238L237 117H241ZM251 116H252V119H254L255 121H256L257 117H259L258 119H261V118H263V119L260 122L258 121V122L254 123L252 120L247 119V117L250 118ZM231 118L233 120H230ZM166 119H168V116ZM34 120H36V119H34ZM7 121L6 120L1 121L0 126H1L2 122H5V123H3L4 125L7 124ZM26 121H28V120H26ZM182 122H184V124ZM67 123H68V121H67ZM151 123H149V124H151ZM160 123H162V122L160 121ZM11 127H12V129H11ZM82 127H84V125L81 126V128ZM155 127H156V125H155ZM76 128H77L76 130L78 131V127H76ZM147 128H149V127H147ZM160 128H159V130H160ZM162 128L165 131V128L163 127V125H162ZM252 128H253V130H252ZM32 130H34V129H32ZM124 130H123V132H124ZM146 130H148V129H146ZM1 131H2V126H1ZM10 131L12 133H10ZM64 131L67 132L66 130H64ZM236 131H238L237 132V134L239 133L238 135L236 134ZM85 132H88V131H85ZM22 133H23V135H22ZM72 133H74V132H72ZM231 134L234 137L230 136V138H229L228 135H231ZM37 135H38V133H37ZM56 135H59V134H56ZM168 135H170V136H168ZM214 136H218L220 139L218 138V141H216V139L213 138ZM41 137H44V136H40V139H39L37 136L34 135V138H38V141L41 140L43 142V144H45L46 142L44 143V141L46 140V137L44 138L45 140H42ZM164 137L167 138L166 141H165ZM22 138H23V141H22ZM29 138H30V136L27 138V140ZM13 139L14 140L17 139L16 142H14ZM64 140H66V139H64ZM179 140H177L176 142H178ZM36 141H37V139H36ZM67 142H69V141H67ZM127 143H128V141H127ZM48 144H49V141H48ZM54 144H56V143H54ZM97 144L100 146L96 147L95 145H97ZM40 145H42V144H40ZM178 146H179V144H178ZM33 147L35 148V145ZM107 147H108V145H107ZM262 148H258V149L260 150ZM80 149H84V148H80ZM162 149L163 148H159V149H155L154 151H152V152H154V157L155 156L159 157V158L162 157V159H163V156H166L167 154H165L166 152L164 153ZM42 150L44 151V148ZM93 150L94 151L96 150V152L94 154H93ZM32 151L39 153L38 147L36 150L32 149ZM254 152H255V150H254ZM260 152H257V154ZM52 154H54V153H52ZM75 154H77V153H75ZM96 155H98V157L99 156L104 157L103 163L101 166H98L96 164V158H98ZM170 155L174 156V154H170ZM263 155L264 154H262V156ZM259 156L261 157L260 154H259ZM259 156H258V158H259ZM73 157L71 159H73ZM79 157H81V156L79 155ZM82 159L78 158V160H81V161H82ZM261 159L262 158H260V160ZM74 160H76L75 157H74ZM78 160H76V162ZM163 160L165 162V159H163ZM158 161H157V163L160 164V162H158ZM254 161H255V159H254ZM60 162L63 163L61 161V159H60ZM72 162H70V163H72ZM42 163L38 166V169L36 170L38 173H36V171L31 172L30 171L31 167H27L26 164L20 166V168L18 169V172H19V174H21L23 176V178H21V179H24V178H26V179L21 180L19 183L17 180H15V179H13V177H11L12 179L8 180V182L12 183L13 187H18L17 186L18 184L26 185V186L29 184L34 185L35 183L37 184L39 181H40L39 184H41L42 180H40V179L42 178L43 174L51 173L49 170L51 166H54L53 168H55V170H58V169L62 170L63 169L60 172L64 171L62 164H59V165L56 164V167H55V163L54 164L53 163L50 164L48 162L43 163V164ZM78 163H76V164H78ZM155 163H156V160H155ZM27 164L30 166V163L27 162ZM1 165H0V170L3 169L2 167L4 166V164L2 163ZM144 165H147V163ZM148 165H149V163H148ZM153 165L155 166L154 163H153ZM153 165H149V166H153ZM12 166H11V168H13ZM70 166H71V164H70ZM127 166H129V168H126ZM26 167L29 169H26ZM68 167H69V165H68ZM77 167L78 166H76V168ZM132 168H134V167H132ZM252 168H254L253 171H252ZM65 169H67L68 171L71 170V169L69 170V168H65ZM88 170H89V167H88ZM112 170H113V174H112ZM32 171H33V169H32ZM44 171H45V173H44ZM56 172H59V171H56ZM86 172L87 171H85V173ZM85 173L83 175L76 174L73 179L76 180V182H80L78 177L83 176L82 178H84L86 176ZM97 173H99V172H97ZM59 174H58V176H59ZM69 174L70 173H68V172L67 173L64 172L63 176L70 178ZM132 174L133 173H131V175ZM72 175H74V174H72ZM97 177H100V174ZM97 177L95 176V178H97ZM131 177H133V176H131ZM60 178H61V176H60ZM129 178H130V176H129ZM123 179L125 180V178H123ZM36 180H38V182ZM47 180L49 182V179H47V178H45V180L43 182L45 183V182H47ZM99 181L101 182V180H99ZM52 182L53 181L50 179V184H56L55 182H53V183ZM60 182L64 183L65 177L63 179H61ZM124 184H125V186H124ZM130 184H132V185H130ZM248 184H250V186ZM80 185H82V184L80 183ZM91 185L93 186L94 184L91 183ZM86 186L87 185H85V187ZM168 186H171V188H172L171 194H169L170 190L167 189ZM51 187H52V185H48L47 188L51 189ZM94 187L96 190L95 189H92V190H94L96 192V194H101V189H98L99 186L97 187L95 185ZM124 187H125V189H124ZM248 187H249V189H248ZM101 188H102V186H101ZM54 189H55V187H52L51 190H54ZM58 189L59 188L56 189V194L60 193V192H57ZM65 189H63V190L65 191ZM67 189H68V187H67ZM67 189H66V191L68 192L69 189L68 190ZM104 189L106 190V188H104ZM92 190H91V192H92ZM61 193H62V191H61ZM85 193H84V196H85ZM230 193L232 195H230ZM80 194H81V192H80ZM80 194H78L77 197H79ZM76 195H77V193L75 194V196ZM84 196H82V198ZM89 196L91 197L92 195L90 194ZM127 196H128V198H127ZM225 196H229V197L231 196V198L237 199V202L235 204L234 203L231 204L228 201H224L223 197H225ZM136 197H138V196H136ZM136 197L134 200H136ZM20 198L21 197L19 196L18 199H16V200L21 201V204H23L22 200ZM26 198H28V197H26ZM31 198H30V200H31ZM108 198L110 200V196ZM85 199H87V197H85ZM149 199L147 198V200H149ZM166 199H168V201ZM165 200L168 203L170 202L168 204L169 206L167 205V203H165ZM230 200H232V199H230ZM142 201L145 202V200H142ZM16 202H18V201H16ZM16 202H15V204H16ZM25 202H27V201H25ZM89 202H91V201H89ZM129 202H130V205L132 206V208L134 207L133 208L134 212L136 209L141 207L139 202H138V204L140 206L138 208H137L138 204L133 202V200L132 201L129 200ZM92 203L93 202H91L90 204H92ZM102 205H100V207ZM164 205H167L168 207H166V208H168V209H166V208L162 209ZM88 206L90 207L89 204H88ZM124 207L126 209H124ZM132 208L130 207V209H132ZM96 209H97V207H96ZM141 209H143V208L141 207ZM141 209H139V210L141 211ZM143 210H145V209H143ZM114 211H117V212L121 211V212H120V214H115ZM142 212L144 213V211H142ZM127 213H129V212L127 211ZM130 213H132V212L130 211ZM130 213H129V215H130ZM139 213H137V214H139ZM143 213H141L139 216L137 215V219H140L139 222L141 221V219L143 217ZM124 214H125V216H123ZM82 215H84V214H82ZM82 215L78 216L77 214H75L72 218L70 217V218H67L65 220V222H64L66 224L65 227H67V230H69V231H67L68 234H71L72 228H74V227L79 229L80 228L79 226H83V230H84L85 226H91L92 225L91 224L92 220L89 221V218L86 217V214L84 215L85 217H82ZM90 215H91V213H90ZM131 216H133V214ZM131 216H128V214H127V217H131ZM133 221H135V220L133 219ZM133 221L131 223H133ZM145 222L143 221V224ZM124 223H126L127 225H125ZM54 224L55 223H53V225ZM132 227H133V225H132ZM157 227L159 228L158 230H157ZM28 229H30V228H28ZM34 229L37 232L38 231H40V232L44 231V229H42L41 226L40 227L36 226V228H34ZM59 229H61V228L59 227ZM97 229H94V230H97ZM141 229L146 231V229L140 228V230ZM86 230H85V232H86ZM116 230H117V232H116ZM97 231H99V230H97ZM51 232H53V231H51ZM54 233H56V231H54ZM104 240L105 239H103L102 241H104ZM137 240H138V238H137ZM134 242H136V241H134ZM4 245L5 244L0 246L1 251L4 247ZM94 245H95V243H94ZM37 247H38V245H37ZM113 250H115V249L113 248ZM65 252H69V253H65ZM127 252L125 254H127ZM97 253H98V255H97ZM76 256H77V254H76ZM85 257L86 256L84 255V258ZM91 258H89V259H91ZM93 258H95V257H93ZM99 258L101 260V257H99ZM102 258L104 259V257H102ZM136 260H137V263L134 262ZM76 261H77V259H76ZM101 261L103 262V260H101ZM31 262H32V260H31ZM104 262H105V260H104ZM107 262H106L107 264H112V262L110 260ZM85 263L93 264L94 262L91 263L89 261H86ZM103 264H105V263H103Z\"/></svg>","mask_w":264,"mask_h":264}]
</instances>
